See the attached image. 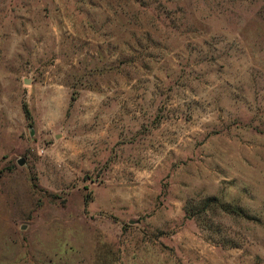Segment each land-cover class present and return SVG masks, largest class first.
<instances>
[{
	"label": "rangeland",
	"instance_id": "1",
	"mask_svg": "<svg viewBox=\"0 0 264 264\" xmlns=\"http://www.w3.org/2000/svg\"><path fill=\"white\" fill-rule=\"evenodd\" d=\"M0 264H264V0H0Z\"/></svg>",
	"mask_w": 264,
	"mask_h": 264
},
{
	"label": "trees",
	"instance_id": "2",
	"mask_svg": "<svg viewBox=\"0 0 264 264\" xmlns=\"http://www.w3.org/2000/svg\"><path fill=\"white\" fill-rule=\"evenodd\" d=\"M24 112H26L25 109H24ZM221 208H222V210H225L226 212L228 210V212H230L232 214H239V211L237 209L229 208V207H223V206Z\"/></svg>",
	"mask_w": 264,
	"mask_h": 264
},
{
	"label": "water",
	"instance_id": "3",
	"mask_svg": "<svg viewBox=\"0 0 264 264\" xmlns=\"http://www.w3.org/2000/svg\"><path fill=\"white\" fill-rule=\"evenodd\" d=\"M19 164H20V162H19Z\"/></svg>",
	"mask_w": 264,
	"mask_h": 264
}]
</instances>
